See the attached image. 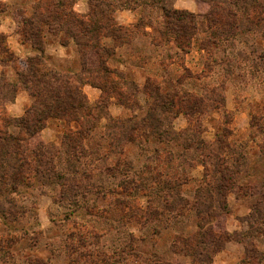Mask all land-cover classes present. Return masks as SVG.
<instances>
[{"label":"rangeland","instance_id":"rangeland-1","mask_svg":"<svg viewBox=\"0 0 264 264\" xmlns=\"http://www.w3.org/2000/svg\"><path fill=\"white\" fill-rule=\"evenodd\" d=\"M64 1L107 26L81 52L74 25L48 24L49 1L0 0L8 132L27 139L20 119L40 108L16 73L26 58L72 80L109 81L110 69L126 83L82 86L79 121L48 118L30 139L45 147L42 166L0 174V264H264V0ZM251 1L248 16L224 10ZM109 21L120 38L103 36ZM226 175L235 188L223 195Z\"/></svg>","mask_w":264,"mask_h":264},{"label":"trees","instance_id":"trees-1","mask_svg":"<svg viewBox=\"0 0 264 264\" xmlns=\"http://www.w3.org/2000/svg\"><path fill=\"white\" fill-rule=\"evenodd\" d=\"M45 1H49V3L45 4V7H43V11L49 12V14L46 16L48 24L51 25L50 19L53 18L55 21H57L56 25L61 29L62 27L67 28L71 25H74V30L68 32L69 35L74 39L76 45L82 46L81 48H79L80 52L82 51V49L88 48L86 47V42L93 40V38H96L100 33H102L101 31H99L102 29V27L104 29L107 28V26L102 25L100 20L90 17L89 14L86 16L89 17V22H85L81 19L84 17L79 18L80 16L74 14L71 11V8L68 10V6L71 7V4L69 5L68 3H66L67 1L58 0L56 4L52 3V1L50 0ZM165 1L166 0H160V2L162 3ZM123 7L126 8L125 5H123ZM215 7H220L221 9V6H219L218 4ZM252 7L253 4L251 1L249 4H245L242 8H239V10L237 9L235 11H231L229 10V8H224V10L230 17L235 18L238 11L240 14H245L246 16H248L247 12L249 11V8ZM161 9L164 10L165 14H169V10L163 7ZM173 12L174 14H183L180 11ZM188 16L190 18L192 17L191 15ZM31 24L32 23H29V25ZM234 27L235 24H231L229 28ZM118 28L119 29L115 28V25L109 21V31H106L103 36L106 35L112 37L114 40H116V38H120L123 34L121 33V27ZM181 31L184 36H191V32L189 29L183 28ZM39 32L40 30L38 29L34 31L29 28V31L26 34V31L24 32L23 27L21 30L24 38L31 39H35L37 35H39ZM3 41L4 36H1L0 34V42ZM92 47L94 46L91 45L90 50H95ZM5 50L6 48H4V51ZM86 51H83L84 56L86 54ZM95 54L98 55L97 52H95ZM23 64V66H20L17 69L18 72H16L21 77L20 80L22 89L28 90L30 94L34 96V98L40 104V108L36 109L33 107L27 109L25 115L20 119L22 128L24 129L26 134L29 135L27 136V139H21L12 136L7 129L10 124V118L6 116L4 111L3 116L2 113H0V174H27L28 172L30 173L29 166L32 167L31 163H35L36 168L42 166L41 158L44 155L43 152L45 151V147L40 143H36V141L32 143L30 139L39 134L44 125V122L42 123V121H45L48 118H65L69 119L70 122L79 121L80 113L86 107V97L82 92V86L89 84L92 87L99 88L101 92L104 93L106 92L105 83H108L109 87L113 91L117 90V86H120V83L122 85H125L126 83L119 73L117 74L115 73V71L110 69L109 81L104 80L103 82L95 83L93 81H89L88 78H83L77 73L72 74V78L74 79L72 80L71 77L65 76L61 71L57 69L46 72V70L44 69L45 66L43 65V61L39 56L26 58ZM98 64L99 68H103L104 74H107V69L104 68V64L99 59V56ZM85 65L86 61L83 60V68H86ZM87 71L89 73L90 70ZM110 75H115V79L110 78ZM0 81V84H7V82L3 79H1ZM7 86L9 88L8 90L12 93L11 97L13 100L17 88L11 85ZM2 108L4 110V107ZM65 138L67 140H70L69 136H66ZM81 144V139L75 136L73 138V143L70 146L71 150L73 148H78ZM230 176L232 175H228V178H226L225 176L221 177V179L223 180L222 183L224 184L221 183V185L217 188L218 193L225 195L234 190V178ZM18 181L19 180H14V183L16 184Z\"/></svg>","mask_w":264,"mask_h":264},{"label":"crops","instance_id":"crops-1","mask_svg":"<svg viewBox=\"0 0 264 264\" xmlns=\"http://www.w3.org/2000/svg\"><path fill=\"white\" fill-rule=\"evenodd\" d=\"M16 37H18L17 35H16ZM58 45V44H57ZM23 46V48H24V45H22ZM26 46V45H25ZM25 50H26V53H28V55H26V57H28V56H31V55H34V52H33V50L31 49V48H27V47H25L24 48ZM46 49H51V47H50V45L47 43V45H46ZM55 49H57V53H63V49L64 48H62L61 46H57V48H55ZM28 51V52H27ZM48 53V52H47ZM66 53V52H65ZM14 55L15 56H19L20 54L19 53H17L16 51L14 52ZM65 54H63V56H64ZM22 97H24V95H22V94H18L17 95V98L16 99H18V98H22ZM28 99V98H27ZM16 101L17 100H15V103L13 104V106L12 107H14L15 109H17L18 108V105L16 104ZM26 102H28V100H26ZM21 114V112L19 113V114H16V116L18 115H20Z\"/></svg>","mask_w":264,"mask_h":264}]
</instances>
